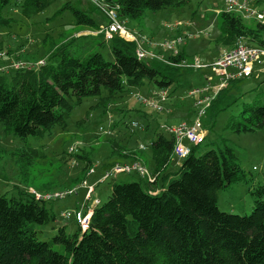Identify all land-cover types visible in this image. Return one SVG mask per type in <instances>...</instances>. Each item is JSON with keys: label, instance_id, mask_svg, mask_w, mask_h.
Masks as SVG:
<instances>
[{"label": "trees", "instance_id": "trees-1", "mask_svg": "<svg viewBox=\"0 0 264 264\" xmlns=\"http://www.w3.org/2000/svg\"><path fill=\"white\" fill-rule=\"evenodd\" d=\"M105 1L116 2L118 16L126 20L137 19L145 11L178 7L185 0ZM10 2L0 0L1 26L9 20L3 9ZM49 2L20 0L13 5L18 4L21 15L28 18ZM64 7L76 24L97 27L80 9L68 2ZM219 16L218 44L229 48L242 39L264 48V23H248L232 12L220 11ZM65 44L60 43L37 65L9 68L8 76L2 74L7 69L0 71L3 130L21 139L41 135L63 123L83 97L99 95L101 89L112 95L125 87H138L144 79L156 88H167L181 69L155 59H150L153 64L137 59L134 43L118 36L109 40L111 61L98 52L71 55ZM181 57L182 53L170 58ZM237 80L230 79L211 100L205 114L209 125L236 102L238 97L229 95L228 89ZM226 127L236 132L264 128V101L245 103L237 115L229 117ZM172 144L169 134L156 133L149 144L154 182L144 180L142 188L138 179L113 180L106 199L91 207L88 226L82 230L76 224L71 234L59 226L50 240L37 239L30 224L55 220L45 200L28 191H18L16 197L0 195V264H264V180L251 190L254 205L249 214L221 211L216 191L244 178L232 149L224 146L198 153L200 143L191 145L175 171L167 173ZM74 156L83 161V179L91 160L84 154Z\"/></svg>", "mask_w": 264, "mask_h": 264}, {"label": "rangeland", "instance_id": "rangeland-1", "mask_svg": "<svg viewBox=\"0 0 264 264\" xmlns=\"http://www.w3.org/2000/svg\"><path fill=\"white\" fill-rule=\"evenodd\" d=\"M16 1L11 0L9 6L3 9V15L9 20L0 25V52L3 53L0 66L8 67L15 60L34 65L39 59H46L64 41L65 49L71 55L83 57L98 52L105 60L113 59L109 41L104 40L101 34L79 32L83 29L95 30L96 27L76 24L70 10L64 7L68 2L96 23H104L102 14L90 0H49L45 8L28 18L21 15L18 4L13 5ZM223 3V0H185L178 7L145 11L137 19H126L125 27L144 33L155 42L188 33L184 43L178 46L180 53L188 60L197 57L203 63H210L223 51V46L216 42L220 33L217 9L223 8ZM256 6L264 10V0L257 1ZM175 22L180 23L178 31L165 27L166 23ZM246 22L253 23L254 19ZM149 49L164 54L158 47ZM144 61L154 63L147 58ZM5 69L8 72L4 70L2 74L8 76L9 68ZM203 71L180 69L176 82L167 87L168 98L164 108L170 109V113L155 111L137 100L136 95L148 97L156 89L152 81L144 79L140 86L125 87L112 95L101 89L99 95L83 97L63 123L54 124L41 135H28L21 139L3 130L0 123V195L16 197L18 191H28L29 188L39 193L72 189L81 180L89 184L97 180L104 171V163L112 162L111 159L124 160L131 153L149 158L151 150L147 144L156 133L168 136L161 126L175 125L180 120L191 122L195 118L192 97L187 92L192 87L205 84ZM228 92L238 97L236 102L220 111L211 125L206 116L201 119L205 134L198 145V153L224 146L232 149L244 178L216 191L217 206L221 211L249 214L254 205L251 190L264 180V128L236 132L226 124L229 117L237 115L245 103L264 101V73L259 78L237 80L229 86ZM130 121H136L138 126L131 128ZM98 127L108 130L109 134L101 132ZM139 143L147 148L139 150ZM75 153L84 154L91 160L93 173L83 179V161L75 157ZM113 177L119 181L138 179L142 188L146 186L144 179L133 173L113 175L95 183L86 205H90L95 198L100 202L106 199ZM84 191L79 187L63 198L45 200V208L55 215V220L47 224H30L37 239L50 240L59 226H64L69 234L74 232L77 225L73 217H62L60 212L80 207L84 202ZM53 248L60 250L58 245Z\"/></svg>", "mask_w": 264, "mask_h": 264}, {"label": "built area", "instance_id": "built-area-1", "mask_svg": "<svg viewBox=\"0 0 264 264\" xmlns=\"http://www.w3.org/2000/svg\"><path fill=\"white\" fill-rule=\"evenodd\" d=\"M94 6L100 11L104 17V23L98 25L95 34H101L102 38L109 41L112 37L118 36L125 41L134 43V54L137 59H155L162 61L171 66L191 69H203L208 72L205 77V84L200 87H192L187 94L192 97V106H194L195 118L191 122L179 121L175 125H163L167 133L172 138V150L170 159L180 161L185 157L191 145H196L203 141L205 130L202 127L201 119L205 116L206 110L210 105L211 100L215 97L217 92L225 87L230 79L242 78H259L264 73V48L249 45L242 39H238L236 43L229 48H224L223 51L210 63H203L197 57H191L189 60L181 57L173 60L170 57L176 58L180 50L178 46L184 43L185 38L189 36L188 33L176 34L175 36L164 39L161 42H155L151 37L141 32H133L125 27L124 20L118 16L119 5L116 2H107L105 0H90ZM258 0H223V8L217 9L220 11L232 12L240 14L246 20L254 19L264 23V10L257 8ZM179 22L173 24H165L168 29L178 30ZM149 47H158L164 51V54L154 52ZM3 53L0 52V57ZM41 60L36 61V65L41 63ZM33 64L15 60L10 63L8 67L0 66V71L5 68L18 69L28 68ZM138 101L150 107L155 111L170 112L169 109L164 108V104L168 98L167 88H156L148 97H141L136 95ZM129 126L136 128L138 124L136 121H130ZM98 130L109 134V131L102 127ZM150 142L147 144L149 146ZM139 150H145V144L139 143L137 145ZM93 172L90 167L86 175ZM120 173H133L138 177L146 180L149 183L154 182L155 175L150 173L146 165L139 160H130L126 162H113L112 165L105 168L102 175L98 177L93 183L80 182L78 186L71 188H64L60 190L47 191L39 193L29 188L28 192L34 195V198L59 199L71 194L77 188L82 187L84 191V202L81 206L71 210L60 212L62 217L72 216L80 229H85L88 226L89 215L91 207L98 202V198L92 200L90 205H86V201L90 199L91 193L94 191L96 182L104 181L110 176ZM85 208V209H84Z\"/></svg>", "mask_w": 264, "mask_h": 264}, {"label": "crops", "instance_id": "crops-1", "mask_svg": "<svg viewBox=\"0 0 264 264\" xmlns=\"http://www.w3.org/2000/svg\"><path fill=\"white\" fill-rule=\"evenodd\" d=\"M259 1V0H258ZM261 1V0H260ZM102 18L104 19V17L102 16ZM124 20V19H123ZM125 22H126V20H124V24H125ZM100 23H102V22H100ZM100 23H96L97 24V27H96V29L95 30H89V29H83V30H81V31H79V32H88L89 34H95V32H96V30H97V28H98V25L100 24ZM139 31V30H138ZM178 31V30H177ZM79 32H77V33H79ZM223 49H224V47H223ZM218 56H219V54H218ZM214 60V59H213ZM206 74H208V72L207 71H203V75H204V77H206ZM169 111H170V109H169ZM168 113H170V112H168ZM172 114V113H171ZM174 118V117H173ZM181 121V120H180ZM182 121H186V120H182ZM188 122V121H187ZM127 150H130V149H127ZM134 158H139L140 160L142 159L143 161L142 162H144L145 164H146V166H147V168L150 170V171H152V168H153V162H152V160L150 159V158H148V157H144L143 155H138L137 153H134V154H132V155H129L126 159H124V160H120V159H111L112 160V162H116V161H118V162H124V161H130V160H132V159H134ZM179 163H180V161H176L175 159H170V161L168 162V164H167V166H166V169H165V172H173V171H175V169H176V167L179 165ZM170 164V165H169ZM104 167V166H103ZM105 168V167H104ZM93 173V172H92ZM113 179L114 180H118L117 179V177L115 178V177H113ZM85 209V208H84Z\"/></svg>", "mask_w": 264, "mask_h": 264}]
</instances>
